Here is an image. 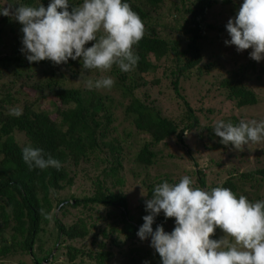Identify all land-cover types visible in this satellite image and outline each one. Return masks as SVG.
<instances>
[{"label":"trees","instance_id":"trees-1","mask_svg":"<svg viewBox=\"0 0 264 264\" xmlns=\"http://www.w3.org/2000/svg\"><path fill=\"white\" fill-rule=\"evenodd\" d=\"M217 1L126 0L145 24V36L133 46L139 57L137 67L128 73L115 65L107 72H86L92 79L112 76L115 84L110 90L86 88L79 79L84 71L79 58L60 65L49 60L30 64L21 52L22 25L0 15V262L27 258L32 264H162L159 254L149 246L150 238L141 241L137 231L143 224L142 217L148 214L145 200L151 198L154 187L181 179L168 168L163 173H150L165 157L157 146H165L171 138L181 144L198 168L186 173L194 187L211 190L221 186L253 202L264 199V141L249 142L239 151L231 144L223 145L213 132L218 120L233 124L264 120V113L248 118L241 113L260 103L255 88L263 76V59L252 60L251 49L240 54L234 45L219 51L206 43L210 31L216 28L207 14ZM220 1L234 17L243 3ZM4 2L0 0V5ZM18 2L30 6L41 3L46 8L51 0ZM71 3L80 4L82 0ZM168 15L173 19L166 18ZM218 28L224 44L226 28L222 24ZM209 56L213 63L205 62ZM245 57L248 61L243 60ZM221 59L231 64L228 70L225 68L227 76L209 83L225 96L223 109L229 107L227 114L218 116V108L192 106L181 87L193 75L200 79L209 74L212 65L221 70ZM159 69L182 101V111L175 117L135 94L138 88L160 84L161 78L156 75ZM13 107L22 108L23 114L9 115ZM117 107L123 120L136 130V143L125 141L132 136L131 131L118 132ZM194 134L198 140L189 144L188 137ZM29 144L57 159L59 170H30L22 159V148ZM217 150L220 156L238 158L237 164L222 169V164L211 158V152ZM250 150L256 165L241 169ZM204 159L209 161L203 169L198 166ZM163 162L157 170L165 167ZM82 174L89 187L78 195L72 186ZM126 174L133 177L131 180L141 177L137 182L143 196L136 208L131 207L124 190L131 182ZM157 224L170 233L175 218H165L161 212L153 230ZM222 233L217 228L210 239H219ZM59 257L63 260L58 261Z\"/></svg>","mask_w":264,"mask_h":264},{"label":"clouds","instance_id":"clouds-1","mask_svg":"<svg viewBox=\"0 0 264 264\" xmlns=\"http://www.w3.org/2000/svg\"><path fill=\"white\" fill-rule=\"evenodd\" d=\"M0 15L22 25L21 52L30 64L83 61L79 79L89 90H110L115 79L87 78L88 70L107 72L115 65L128 73L138 65L133 46L145 36V24L126 0H82L76 5L71 0H51L46 8L41 3L30 6L5 0ZM225 27L230 37L225 45H234L237 52L251 49L249 57L256 62L264 59V0H243ZM88 42L93 43L85 47ZM22 114L20 107L9 110L11 116ZM213 132L223 145L243 151L249 142L264 141V120L237 124L218 120ZM22 159L30 170L61 167L44 149L31 144L22 148ZM145 211L148 214L142 217L137 236L141 241L150 238L149 246L162 264H264V199L253 202L221 186L211 190L194 187L186 175L178 183L157 184L145 200ZM161 212L165 218H175L170 233L161 224L153 230ZM217 228L224 235L210 239Z\"/></svg>","mask_w":264,"mask_h":264},{"label":"rangeland","instance_id":"rangeland-1","mask_svg":"<svg viewBox=\"0 0 264 264\" xmlns=\"http://www.w3.org/2000/svg\"><path fill=\"white\" fill-rule=\"evenodd\" d=\"M166 9L164 8L161 13H164ZM169 20L173 19L171 16H167ZM229 18H234L230 14V10L227 8H223L221 1L218 0L208 11L207 14V20L209 23H213L216 25V28L210 31L209 33V38L207 39L206 43L208 46L213 49V50H219V51H225L226 50V45L225 43L223 44V40L221 41L222 37H220V31L218 28L219 24L225 25L227 24V21ZM226 28V27H225ZM224 32H227L226 29H224ZM176 36V35H175ZM223 39L229 40L230 37L228 33H225L223 36ZM212 41V42H210ZM243 52V51H242ZM242 52H239L242 54ZM210 54V49L207 51L206 56ZM239 60H241V57L238 55ZM205 62L206 63H213V58L211 56L205 57ZM244 61H248V57L243 58ZM264 61V59H263ZM220 63L223 64L221 70L218 67H214L215 65H212V71L209 74L204 75L202 78L198 79L196 76H192L190 79L186 80L183 82V86L181 87L183 89L182 93L186 95V97L190 100V103L192 106H199L202 105L204 107H215L219 109L218 116L222 113L227 114L229 111V107L225 106V110L221 106V104L224 102V95L220 93V91L216 90L215 88H212L209 83L212 81L216 80L220 76H227L226 70L229 69V66L231 67V64H227L224 62V60H220ZM263 76H261L259 83L257 84V87L255 88V91L258 93L260 97V103L256 106L253 107L252 109L249 108L247 110L241 111V113L246 117H251L252 116H257L258 114L261 115V113H264V72H262ZM156 75L161 78L160 84L156 85H151L148 84L144 87L138 88L135 91V94L137 97H141L143 99H146L148 102H153V104L159 108L163 113L166 115L175 117L178 115L179 111H182V106H181V99L176 95L174 90L172 89V86L169 84V81L164 78L162 75V71L159 69L156 72ZM115 95V94H114ZM117 95V94H116ZM222 107L221 110L220 108ZM115 115L118 117L117 122L118 124V132H123V130H129L132 132V136L125 139V141L128 143H136V137L135 131L131 125L127 123V121H124V116L122 113V110L117 107L115 110ZM216 120L211 121L210 123L213 124V122ZM141 137H144V135H141ZM198 140L196 138V135L194 134L193 136L190 135L188 137V143L193 144L194 141ZM198 144L200 142L198 141ZM132 149H135L134 145H131ZM160 147L163 150V154L165 157L162 159L164 161L163 163L165 164L164 168L162 170H157V167L160 163H156V165L153 166L151 169V174L155 175V173L158 171V173H163V170L166 168L168 169H173V172L176 176L179 177H184L187 172H190L191 170H197L191 159L185 154V152L182 150L181 144L176 142L175 138H171L168 140L166 145L164 146L163 144H160L157 146V148ZM168 153H174L176 156L174 158H169L166 157ZM254 152L253 150H250L248 155V158H246V162H244V165H241V169L249 167L251 164L256 165L255 159H254ZM196 155V154H195ZM211 158L214 160H217L222 164L221 168L226 171V169H230L231 165L237 164V159L233 158H227L224 156V154H221V156L218 154V150L211 152ZM209 159V158H208ZM209 160L204 159L203 161L200 162L198 167H202L203 169L205 168V165L207 164ZM211 161V160H210ZM175 164V166L173 165ZM202 169V170H203ZM222 170V176L225 177V171ZM82 176L83 178H80ZM125 177H128V179L131 181L128 183V185L125 187V191L127 192V196L129 199V202L131 204L132 208H136V205L139 203L140 198L143 196V188L142 186L137 182L140 178H137L136 180H131L130 178H133L130 174H126ZM85 175H79L76 179L75 182L72 186V190L74 191L75 194L81 195L80 191L85 189L87 186L89 187V182L84 180ZM86 183H84L83 182ZM264 192V190H263ZM222 236L224 235L223 233L221 234ZM220 236V235H219ZM220 238V237H219ZM63 260V257H59V260ZM0 264H32L29 259L24 258L23 260L19 261L15 258L3 260L0 262ZM84 264H91L89 262H85Z\"/></svg>","mask_w":264,"mask_h":264},{"label":"water","instance_id":"water-1","mask_svg":"<svg viewBox=\"0 0 264 264\" xmlns=\"http://www.w3.org/2000/svg\"><path fill=\"white\" fill-rule=\"evenodd\" d=\"M45 263H46V261L42 262V264H45Z\"/></svg>","mask_w":264,"mask_h":264}]
</instances>
